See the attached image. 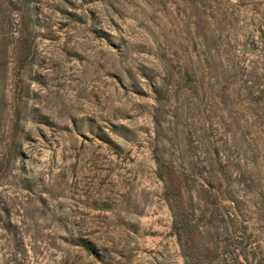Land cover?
Returning a JSON list of instances; mask_svg holds the SVG:
<instances>
[{"label": "rangeland", "instance_id": "rangeland-1", "mask_svg": "<svg viewBox=\"0 0 264 264\" xmlns=\"http://www.w3.org/2000/svg\"><path fill=\"white\" fill-rule=\"evenodd\" d=\"M154 150L202 264L264 263V0H0V264H184Z\"/></svg>", "mask_w": 264, "mask_h": 264}, {"label": "trees", "instance_id": "trees-1", "mask_svg": "<svg viewBox=\"0 0 264 264\" xmlns=\"http://www.w3.org/2000/svg\"><path fill=\"white\" fill-rule=\"evenodd\" d=\"M153 92L157 107L154 112V126L156 130L162 129V111L166 101L165 93L161 87H154ZM159 140V139H158ZM154 160L156 164V175L163 183L164 199L168 204L172 217V231L175 234L184 264H202L200 256L197 254V240L195 232L198 230L196 220L193 218V212L189 205H185V192L190 187L193 181L194 173L191 170L184 169L178 165L177 161H169L163 158L162 154L154 150ZM218 154V153H217ZM219 161V165H220ZM214 168L212 167L211 170ZM82 245H87L85 241ZM239 256H236L238 264L248 262V258L244 256L243 261H239ZM264 260V259H262ZM263 261H259L257 264Z\"/></svg>", "mask_w": 264, "mask_h": 264}]
</instances>
